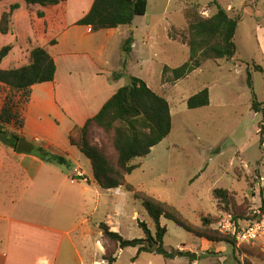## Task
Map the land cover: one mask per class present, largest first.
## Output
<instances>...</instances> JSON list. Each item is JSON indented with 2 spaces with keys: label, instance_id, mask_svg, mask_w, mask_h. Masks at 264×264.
I'll list each match as a JSON object with an SVG mask.
<instances>
[{
  "label": "rangeland",
  "instance_id": "1",
  "mask_svg": "<svg viewBox=\"0 0 264 264\" xmlns=\"http://www.w3.org/2000/svg\"><path fill=\"white\" fill-rule=\"evenodd\" d=\"M213 1L149 0L147 14L135 22L139 26L135 57H127L126 76L120 79L124 85H129L132 77L144 80L168 100L173 117L170 136L153 148L149 156L134 162L143 166L128 176V182L137 191L175 206L198 227L203 217L216 218L218 222L212 228L231 237V226H244L257 212L264 211V146L260 145V137L264 139V115L252 110L253 93L247 83L249 69L264 111V0H217L230 15L242 14L235 37L238 53L233 60L204 62L179 81L173 80L171 72L164 73L166 67L179 68L190 57L187 47L169 39L168 30L186 27L187 7L200 4L203 15L212 16L217 10L210 9L208 4ZM14 3L16 0L1 2L0 16ZM148 34L150 41L145 43ZM11 42V36L0 34V50ZM116 43H109L111 51ZM14 59L0 68L18 66ZM206 88L210 91V105L189 109L188 99ZM4 91L0 85V110L6 97ZM63 136L66 142V135ZM93 141L97 145L106 142L98 130L93 132ZM32 144L33 154L38 156L42 144ZM69 147L71 157L63 155L66 165L50 163L32 180L24 174L6 175L5 170L19 167L14 154L17 152L0 144V203L5 201L6 191L9 200L0 205V214L8 213L30 227L49 228L56 240L62 241L61 257L68 263L82 264L76 258L78 253L86 264H108L104 256L110 253L117 260L114 264H264V245H247L244 252H239L229 243L208 244L165 218L161 220L168 229L165 248L169 252L196 253L197 261L179 256L166 260L151 251L154 242L150 240L146 242L150 252L137 258L136 248L119 250L104 236L101 224L106 223L123 238L134 240L146 237L140 227L143 223L155 235V223L133 193L124 188L102 190L94 180L88 158L76 147ZM75 167L85 171L90 181L72 184L70 174ZM13 179L17 181H9ZM11 183L14 185L10 187ZM31 185L34 189L27 192ZM216 189L229 191L235 202L230 211L218 207L213 196Z\"/></svg>",
  "mask_w": 264,
  "mask_h": 264
},
{
  "label": "trees",
  "instance_id": "2",
  "mask_svg": "<svg viewBox=\"0 0 264 264\" xmlns=\"http://www.w3.org/2000/svg\"><path fill=\"white\" fill-rule=\"evenodd\" d=\"M5 0H0V3ZM30 14L34 37L37 40L46 39L48 45L58 43L56 33L68 28L66 13L69 0H24ZM202 5L187 7L184 10L186 27L179 29L171 27L168 37L189 49V61L176 69L165 68V74L172 73L174 81L187 78L198 70L204 62L218 63L223 60H233L238 47L235 37L242 14L230 15V11L220 5L217 0L208 4L217 10L212 16H205L201 11ZM20 8L19 4L10 6L9 11L2 13L0 18V34L8 35L13 29V16ZM149 0H95L90 12L77 24L89 26L93 32L117 29L131 26L137 17L145 16L148 12ZM133 37L128 38L123 46L126 55L124 73L114 75L120 79L128 67L127 57L132 52ZM13 45L4 46L0 50V65L11 54ZM259 68V67H258ZM261 68L258 69V71ZM56 62L45 47H36L30 53V62L19 68H0V85L4 86V106L0 110V144L17 152L18 144L23 138L27 108L31 102L32 89L38 84L50 83L56 77ZM247 83L253 93L252 110L264 115L263 104L258 101L254 91L253 75L248 69ZM210 105L208 88L190 97L187 101L189 109H200ZM100 131L106 142L97 145L93 141V132ZM173 130V117L168 100L156 93L148 84L139 78L132 77L131 83L120 88L117 93L104 105L100 112L89 119L82 127L74 128L69 134L70 144L78 149L91 163L95 182L102 190L124 188L133 193L141 201L143 207L154 221L155 235L146 224H141L145 238L127 240L120 233L112 231L106 223L100 229L104 236L116 245L119 250L136 248L137 257L150 252L148 240L158 244L157 254L166 260L177 258L180 251L169 252L164 245L168 229L161 224L162 218L174 222L186 232L199 239L213 244L229 243L234 250L244 252L247 245L238 246L234 236H226L212 226L218 221L211 216L203 217L202 225L196 226L190 222L175 206L164 202L146 192L137 191L128 182V176L142 167V163L134 164L137 159L149 156L156 146L166 140ZM262 129L259 130L261 136ZM260 145L264 139L260 137ZM41 160L59 165H66L64 157L56 156L42 148L38 149ZM214 199L219 208L230 211L234 199L228 190L216 189ZM257 212L250 222L259 219ZM243 218V217H238ZM114 255V252H111ZM110 254V253H109ZM106 253L104 261L114 264L117 260Z\"/></svg>",
  "mask_w": 264,
  "mask_h": 264
},
{
  "label": "crops",
  "instance_id": "3",
  "mask_svg": "<svg viewBox=\"0 0 264 264\" xmlns=\"http://www.w3.org/2000/svg\"><path fill=\"white\" fill-rule=\"evenodd\" d=\"M94 1L69 0L66 13L68 28L56 33L58 43L50 46L46 39L37 40L34 37L26 3L24 0H16L14 4H19L20 8L14 13L12 32L5 35L12 37V42L8 45H13V50L2 65L12 57L19 63L16 68L28 64L31 51L39 46L45 47L56 62L55 80L38 84L32 89L23 137L28 142L42 144L40 148L53 155L59 153L61 157L63 155L71 157L72 152L69 147L71 131L76 127L84 126L89 119L100 112L120 88L126 86L121 81L124 76L115 79L114 75L123 71V62L126 59L123 52L125 41L130 37L134 39L129 57H135L138 45L139 26H135V22L139 17L134 20L133 25L126 26V29L119 27L93 32L89 26L78 25L77 23L90 12ZM149 34L145 37V43L150 41ZM111 41L117 42L116 48H113L114 52L110 50ZM112 63H114L113 67H111ZM59 135L62 137L60 138ZM63 135H66V142ZM14 154L19 167L5 170L8 176L24 174L35 180L45 166L50 164L33 153ZM78 172L85 176L82 180L90 181L85 171L75 167L70 174L72 184L82 181L73 179ZM9 181L14 183L17 180ZM13 183L10 187L14 185ZM33 189L34 185H31L27 188V192ZM7 195L6 191L5 201H1L0 205L9 203ZM61 245L62 241H57L49 228L30 227L27 222L15 219L8 213L0 214V264H74L68 263L61 257ZM76 258L82 264H86L80 254L76 253Z\"/></svg>",
  "mask_w": 264,
  "mask_h": 264
},
{
  "label": "built area",
  "instance_id": "4",
  "mask_svg": "<svg viewBox=\"0 0 264 264\" xmlns=\"http://www.w3.org/2000/svg\"><path fill=\"white\" fill-rule=\"evenodd\" d=\"M77 177L85 178L79 172L74 175L73 179H78ZM230 228L231 234L236 238L238 246L242 244L264 245V213L260 214L259 219L249 222L244 226L233 225Z\"/></svg>",
  "mask_w": 264,
  "mask_h": 264
},
{
  "label": "water",
  "instance_id": "5",
  "mask_svg": "<svg viewBox=\"0 0 264 264\" xmlns=\"http://www.w3.org/2000/svg\"><path fill=\"white\" fill-rule=\"evenodd\" d=\"M35 147L32 143L28 142L25 138H22L18 144L17 148V153L19 154H31L33 153ZM79 180H82V177H77ZM151 251L157 253L158 252V244H154V246L151 248ZM179 257H185L190 260L197 261L198 260V254L196 253H191V252H186L182 253L179 252L177 253Z\"/></svg>",
  "mask_w": 264,
  "mask_h": 264
}]
</instances>
